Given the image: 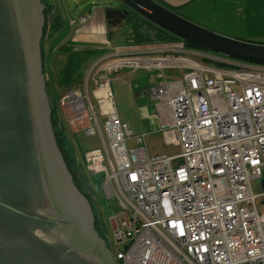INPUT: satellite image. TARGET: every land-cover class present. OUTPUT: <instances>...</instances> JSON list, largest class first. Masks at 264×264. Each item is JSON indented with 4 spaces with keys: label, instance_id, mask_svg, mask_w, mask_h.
Returning a JSON list of instances; mask_svg holds the SVG:
<instances>
[{
    "label": "built area",
    "instance_id": "built-area-1",
    "mask_svg": "<svg viewBox=\"0 0 264 264\" xmlns=\"http://www.w3.org/2000/svg\"><path fill=\"white\" fill-rule=\"evenodd\" d=\"M193 56L185 47L114 49L61 97L70 134L100 138L86 168L120 210L109 218L120 264H264V192L250 185L264 178V66L221 69ZM168 69L187 72L166 81ZM137 70L159 78L151 118L177 155H149L146 135L132 137L117 116L111 76Z\"/></svg>",
    "mask_w": 264,
    "mask_h": 264
},
{
    "label": "water",
    "instance_id": "water-1",
    "mask_svg": "<svg viewBox=\"0 0 264 264\" xmlns=\"http://www.w3.org/2000/svg\"><path fill=\"white\" fill-rule=\"evenodd\" d=\"M111 2L122 7L102 8L108 24L131 15L198 50L264 66V45L214 33L182 18L178 7ZM44 7L41 0H0V264H111L54 142L42 65Z\"/></svg>",
    "mask_w": 264,
    "mask_h": 264
},
{
    "label": "rangeland",
    "instance_id": "rangeland-1",
    "mask_svg": "<svg viewBox=\"0 0 264 264\" xmlns=\"http://www.w3.org/2000/svg\"><path fill=\"white\" fill-rule=\"evenodd\" d=\"M110 5H113V7H119L117 2H111V0H47L45 6L50 7L46 8L43 14L44 29L42 35V65L43 73L45 75L46 92L53 118L52 132L59 145V149L57 148L58 152L64 157V162L71 178L70 183L86 202L88 213L89 208L93 205L94 207L96 205V208H99V214L102 218L100 234L110 247L112 253L115 254L116 246L113 240L109 218L111 214H119L120 210L116 202L107 201L104 198L100 185L102 176L90 175L86 168L85 154L91 150L100 148V138L98 135L87 137L84 134H70L61 113V97L69 84H71L69 87H72L84 79L91 64L103 52H110L114 49L119 51L144 49V51H146V49H157L166 45L171 48H183L184 45L180 39L171 35L166 43H162L158 40H155L151 44L143 45H141L142 43L133 42L130 39V36L125 35V32L132 28L134 20H140L135 17L132 21L126 22L121 29H117V24H115V27L110 29L111 32H109L110 35L114 33V37L111 39H108L107 36L103 38V35H100L99 33L90 32L91 35L89 36V41L86 45L77 43L67 49L69 41L76 37H82L76 34V29L82 27V25H79L81 18L84 17V19L88 20L89 16L93 17L94 8L100 10L103 7H109ZM178 12H180L179 15L182 18L189 20L184 16V14H187V10H180ZM57 15L60 17L59 29L56 32H51L50 27H52V20ZM103 18L105 17L103 16ZM90 22H94V20H91ZM90 22L88 23L89 28L93 27L96 29L97 26L92 23L90 24ZM64 46L65 48L60 51V48ZM188 50L191 51V49ZM86 51H88V53H85ZM197 52L200 56L202 54H204V56H193L192 58L206 66H214V63H221L237 68L242 64L221 56H215V54L211 55L212 53L208 54V52L205 51L198 50ZM71 55L78 56L81 59L75 66L70 67L66 65V68H63L65 65L63 64L64 61L61 62L60 60L65 58V56L68 57ZM57 58L61 62L57 69H62L63 72L61 70L60 74L56 77V80H54L53 74L55 73V70L52 69V65ZM186 72V70L168 69L165 70L164 75L166 81L177 82L182 79L183 73ZM126 74L127 72H120L119 75L111 76L110 86L112 100L117 116L126 124L128 132L132 137L141 134L146 135L143 146L146 148L149 155L160 154L173 156L179 154L180 146L174 144L172 139L164 137V134L161 131H158L160 129L159 125L149 116L154 112V106L149 100V89L151 85L156 83L159 79L157 74L147 70L130 71L128 76H125ZM116 77L121 79H117ZM172 166L173 168L178 167L179 161L174 162ZM250 185L251 190L255 195L264 192V178L251 180ZM263 200V198L257 200L259 211L262 210L261 203Z\"/></svg>",
    "mask_w": 264,
    "mask_h": 264
},
{
    "label": "crops",
    "instance_id": "crops-1",
    "mask_svg": "<svg viewBox=\"0 0 264 264\" xmlns=\"http://www.w3.org/2000/svg\"><path fill=\"white\" fill-rule=\"evenodd\" d=\"M170 7H178L180 10H187L184 14L191 22L206 28L214 33L223 35L225 37L236 39L244 42L264 45V0H159ZM50 7V6H49ZM54 7V6H53ZM104 10V9H103ZM103 10L95 9L93 17L89 19H81L79 25L80 29H76V34L82 36L68 42V48L73 44L86 45L89 41L90 32H96L106 37V33L111 32V28L107 29V24L103 18ZM180 13V12H179ZM95 14V16H94ZM83 20V21H82ZM94 20V22H90ZM97 26L96 29L89 28L88 23ZM110 30V31H109ZM108 31V32H107ZM88 34V35H87ZM98 35V34H97ZM115 48V47H114ZM164 49H170L169 46H163ZM135 53L138 51L144 52V49H129ZM148 49H146L147 51ZM150 50V49H149ZM122 51V52H124ZM85 53H88L86 51ZM91 53V52H89ZM110 52H103L100 56ZM94 54V53H92ZM98 56L97 58H99ZM202 57L204 54L201 55ZM200 56V57H201ZM56 64L52 65L55 69ZM125 76H128L129 71ZM120 72L116 75H119ZM117 79H121L116 77ZM77 84V83H76ZM75 84V85H76ZM69 84L66 90L70 89ZM69 87V88H68ZM73 87V86H72ZM65 90V91H66ZM64 91V92H65ZM152 115V114H151ZM151 115H149L151 117ZM159 131V130H158ZM167 139H171L170 135H164ZM160 155V154H152Z\"/></svg>",
    "mask_w": 264,
    "mask_h": 264
},
{
    "label": "trees",
    "instance_id": "trees-1",
    "mask_svg": "<svg viewBox=\"0 0 264 264\" xmlns=\"http://www.w3.org/2000/svg\"><path fill=\"white\" fill-rule=\"evenodd\" d=\"M140 20H134L133 24H132V28L128 31L125 32L126 36H130V39L135 42V43H142L143 44H151L152 42H154L155 40L161 41L162 43H166V41H168L169 39V35L164 33L163 31L155 28L154 26H152L151 24H149L148 22H146L145 20L139 18ZM107 24V23H106ZM125 23H121L120 25H118L116 28L117 29H121V27L124 25ZM50 27V31L51 32H56L59 29L60 26V17L57 15L51 23ZM115 27L114 23H109L107 24V29L108 28H113ZM110 31V30H109ZM113 31V30H112ZM108 32V31H107ZM106 36L108 39H111L112 37H114V33L112 35H110V33H106ZM184 45L185 48L188 49H193V50H198V48L187 44V43H182ZM64 47H61L60 51H62ZM201 51V50H199ZM81 58L75 55H71L68 56L63 59H61L60 61H64L63 64H65L63 66V68H66V65L73 67L76 65V63L80 60ZM58 58L56 59V61L54 62V64H56L55 66V73L53 74L54 80H56V77L60 74L61 70H58L57 67L58 65L61 63ZM214 66L221 68V69H234V67L230 66V65H226V64H221V63H214ZM63 72V70H62ZM61 129L64 131V129L61 127Z\"/></svg>",
    "mask_w": 264,
    "mask_h": 264
},
{
    "label": "flooded vegetation",
    "instance_id": "flooded-vegetation-1",
    "mask_svg": "<svg viewBox=\"0 0 264 264\" xmlns=\"http://www.w3.org/2000/svg\"><path fill=\"white\" fill-rule=\"evenodd\" d=\"M41 2L44 4V6H45V3L47 2V0H41ZM49 6H45L44 7V12H45V10H46V8H48ZM122 6H119V7H113V5L111 6H109V7H106V9H120ZM94 9H97V8H94ZM93 9V10H94ZM123 9V8H122ZM130 17H131V15H127L126 16V18L124 19V20H122L119 24H117V26L118 25H120L121 23H125V22H128V21H130L131 19H130ZM82 18H84V17H82ZM81 18V19H82ZM111 23H116V20H111L110 21ZM54 116V115H53ZM51 119H53V118H51ZM52 122V121H51ZM52 129H53V127H52ZM53 135H54V133H53ZM54 138V137H53ZM54 142H55V145H56V148H58L59 149V145H58V142H57V140L54 138ZM60 155H62V154H60ZM93 199V198H92ZM87 206V205H86ZM88 209V208H87ZM99 212H100V210H99V208H96V205H95V207H94V205L93 206H91L90 208H89V216H90V218H91V222H92V225L94 226L93 227V229H94V231L96 232V234L102 239V241H103V243H104V250H105V256H106V258L108 259V261L111 263V264H120L119 262H117V261H115L114 259H113V257H114V255H113V253H112V251H111V249H110V247L107 245V243L104 241V239H103V237L101 236V234H100V225L102 224L101 223V216H100V214H99Z\"/></svg>",
    "mask_w": 264,
    "mask_h": 264
},
{
    "label": "clouds",
    "instance_id": "clouds-1",
    "mask_svg": "<svg viewBox=\"0 0 264 264\" xmlns=\"http://www.w3.org/2000/svg\"><path fill=\"white\" fill-rule=\"evenodd\" d=\"M82 19H84V18H82ZM182 43H183V42H182ZM186 49H188V48H186ZM192 50H193V49H192ZM195 51H198V50H195ZM208 54H209V53H208ZM211 55H213V54H211ZM242 64H244V63H242ZM78 83H79V82H78ZM78 83H77V84H78ZM74 86H75V85H74ZM74 86H73V87H74ZM71 88H72V87H71ZM68 90H69V89H68ZM66 91H67V90H66ZM66 91H65V92H66Z\"/></svg>",
    "mask_w": 264,
    "mask_h": 264
}]
</instances>
